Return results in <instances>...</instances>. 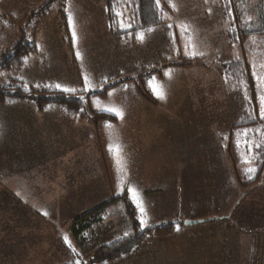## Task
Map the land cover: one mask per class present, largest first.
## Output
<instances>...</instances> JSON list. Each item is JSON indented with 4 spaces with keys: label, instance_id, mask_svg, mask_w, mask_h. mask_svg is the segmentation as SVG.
Masks as SVG:
<instances>
[{
    "label": "rangeland",
    "instance_id": "rangeland-1",
    "mask_svg": "<svg viewBox=\"0 0 264 264\" xmlns=\"http://www.w3.org/2000/svg\"><path fill=\"white\" fill-rule=\"evenodd\" d=\"M68 1L75 2L76 7L70 5L63 15L61 4L56 1L49 14H38L37 20L25 14L29 0L0 1L1 10L6 11L0 12V66L11 64L7 56L18 58L12 63V69L0 71V84L4 85L3 80L9 78L24 83L25 91L32 86L57 89V84L61 85L58 90L73 89L71 92L83 104L76 118L84 119L79 126L73 123L76 118L68 116L60 107L39 110L33 104L0 95V264H88L100 244L131 231L120 198L125 192L140 222L141 213L129 188L134 189L144 207L146 225L143 228L153 225L147 223L150 217H178L179 224L184 217L205 220L224 213L250 219L264 217V191H256L258 186L253 184H241L245 181L244 171L252 164L240 165L247 160L243 153L246 157L247 154L234 144L238 134L234 126L240 114L237 89L227 94L232 110H221L219 105L213 114L209 111V116H204L207 123L200 120L203 118L200 111L201 123L198 126L194 118L197 127H191V135L185 133L187 128L174 126L173 122L166 127L167 131L163 130L162 136L156 137L159 128L145 130L140 143L166 140L165 153L150 143L151 152H139L140 155L132 158L126 149L122 158L116 160L118 148L112 154V146H107L97 131L101 126L98 114L102 113L115 117V120H106L105 125H113L117 120L119 129L128 130L125 118L115 116L107 108L130 109L126 118L138 112L146 116L139 117L142 121L156 118L171 121L176 118L170 111V102L176 93L186 86L206 87L202 72L220 70L228 51L216 0H172L175 10L169 6V0H160L164 22L173 28L168 36L164 33L165 23L152 27V32H144L143 42L138 39L130 42L129 17L123 12L124 7L114 12L115 15L122 13L113 20L114 32L122 35L127 31L123 37L114 38L112 31L105 28V14L98 8L102 5L98 2L103 0ZM79 4L83 9L73 14ZM69 17L72 18L69 28L73 21L78 22L86 38L82 39V46H75H79L76 48L81 52L79 58L73 48L69 51L71 45L66 42L67 37L73 38L72 30L65 37L64 27ZM35 21L37 24L32 26L31 22ZM190 44L196 45V50L190 53L202 55L189 57L186 50ZM185 60L189 63L184 64ZM165 65L192 66L194 70L164 71ZM152 70L148 77H142ZM165 73H170V78ZM85 76L91 85L88 91H84ZM153 77L154 84L163 86L165 99L153 94L149 85ZM140 101L158 110L163 118L150 114ZM163 127L165 124L160 126ZM148 153L152 154L148 157ZM110 159L114 161L112 172ZM228 164H231L230 188L225 185L213 190L215 179H221L222 169ZM139 166L147 171L142 172ZM262 172L258 182L264 181ZM176 182L178 188L174 186ZM193 182L208 189H196ZM236 196L240 199L239 205ZM252 197L253 202L248 204ZM97 206L104 208L102 220L75 239L70 231L71 222ZM189 227L187 232L177 234L175 226L163 235L170 236L167 240L148 235L128 253L101 264H214L210 254L214 259L216 254L210 251L206 255L204 249L191 245L193 233ZM191 248L199 256L205 254L204 259L194 256ZM231 256L228 255L226 264H231Z\"/></svg>",
    "mask_w": 264,
    "mask_h": 264
},
{
    "label": "crops",
    "instance_id": "crops-1",
    "mask_svg": "<svg viewBox=\"0 0 264 264\" xmlns=\"http://www.w3.org/2000/svg\"><path fill=\"white\" fill-rule=\"evenodd\" d=\"M56 1L57 2L59 1L58 5L61 4L60 6L62 7L63 15L69 11L70 5H73L76 7L75 2H73V4H70L68 0H65V1L64 0H29V9L27 10V12H25V14L26 15L30 14L32 19L35 18L37 20L39 19L40 15L38 14L35 15L33 13L36 12L38 9H40V7L44 6L47 9V12L44 13V15L46 14L48 15L50 10L53 9L54 6H56L54 4L56 3ZM105 2L106 0H103V2L102 1L98 2L99 3L98 5L102 3V5L98 6V8H101L104 14H105ZM26 4L27 3L25 2L24 5L23 4L22 5L25 6ZM79 8L83 9V5L79 4L77 10H75L73 14L77 13V11L79 12L81 10ZM0 12L4 13L6 11L1 10L0 8ZM35 24H37V21L31 22L32 26H35ZM104 24H105L106 30L108 31L106 22H104ZM69 27H71V25H69L68 22H65V27H64L65 33H66L65 37H67V31L72 30V32H75L76 34V39L75 41H73V38L70 39L69 37H67L66 42L71 45V47L68 49L71 52L73 48L75 55H77L76 53L80 54L81 53L80 50L76 48H78L79 46H82V44L84 43L82 39H86L81 33V30H79L81 27V24L73 21L72 28L70 29ZM178 33L179 32L177 31L176 34ZM185 33H186L185 35L188 34V32H185ZM30 35H32V33ZM190 36H191V33H190ZM20 37L26 38L24 35ZM34 39H37V38L34 37ZM64 43L63 45H65ZM182 44H187V43L183 42ZM76 45H79V46L75 48ZM195 47L196 45L192 46V44H190L189 49L187 48L186 51L189 53V57H192L191 56L192 53L190 52L193 51V49L196 50ZM244 48H245V53L243 51V48L241 46L239 47V57L241 61L246 59L249 65L246 66L244 73L242 71V67L240 66L239 87L237 88V96H238V104H239L238 109L240 110V114H238L237 117H238V120H240L242 115L246 116L247 115L246 111L249 110L253 112V114L250 115V119H253L256 122L257 119H261L258 97L260 95H264V91H262L261 88L258 86V82L253 77L252 73L255 70L259 75L264 76V36H262L261 39L255 42L254 48L251 49L248 47V45H245ZM251 50H254V51L252 52ZM229 59H230V55L226 54V56L224 57L223 63L225 61H228ZM170 67H173V69H171ZM193 68L194 67L192 66L165 65L163 69L164 71L174 70L178 72H188L191 69L194 70ZM202 73L206 79L205 80V83H207L205 84L206 87H203V88L194 87V89H190V86L189 87L186 86V88L185 87L182 88L180 92L176 93L173 96V100H171L170 102V111L174 113L176 118L171 121H168V120L165 121L164 119H161L160 121H158L157 120L158 118L150 119V120L144 119L142 121L140 120L139 117L140 116L146 117V116L143 114H139L138 112H136L135 113L136 115L134 114L133 117L126 118V112L131 113V110L130 109L128 110L126 107H123L121 111L123 112L122 118H125V123L128 125L127 131L119 129L120 126L116 124L117 120L115 121V124L111 125V127H106L104 123L106 122V120H101L100 122L101 126L98 127L97 131L100 132L99 133L100 136H102V138L105 139V143L107 144V146H112L113 150H110L112 154L113 152L115 153L114 150L118 148L119 155L116 157V160L122 158V155H124L125 153L124 150L126 149L129 150L128 154L132 158L140 155L139 152H144V151L151 152L152 146L150 145V143L155 145V147H157L158 150L163 151L165 153L166 140H157V141H150V142L149 140H145L147 141L146 143L144 144L140 143L139 139L142 137L145 130H152L155 128H159L158 134L156 137H158L159 135L162 136L161 134L163 133V130H166V127L171 126L173 122L174 126L181 125L182 128L183 127L187 128V132L185 133L188 134L191 131L192 126L197 127V124L198 126L200 125L201 123L199 121L200 115H201L200 111H203L202 112L203 118H201L200 120H203L207 123L208 119L207 118L204 119V116L206 117L209 116V111H210V114L211 113L213 114V111L219 105H221V110H226V111L232 110L231 102L227 96V94H230V90L233 89L231 80H228L227 82L226 81L224 82L223 80L221 81L220 80V77H221L220 70H206V72L203 71ZM140 104H144L142 106H145V108L148 110L150 114L156 113V116L163 118L161 113L158 110L152 109L145 102L142 103V101H140ZM192 112L194 113L193 118L191 117ZM65 117H68V116L65 114ZM194 118H196L197 124ZM82 120L84 119L76 118V119H73V123L76 125H79L80 122H82ZM213 120H212V123H213ZM84 122L86 123V121ZM85 123L84 125H86ZM163 124H165V127L161 129L160 126ZM252 126H256V124ZM169 134L173 135V133H169ZM166 137L167 136L165 135V137L163 138L165 139ZM180 141H184V139H181ZM234 144H237L235 140H234ZM239 146L242 147V150L244 152L246 148L245 144H241L239 142ZM121 152L122 154L120 155ZM150 154L152 153H148L147 156L149 157ZM243 155L246 159L247 157L245 156V153H243ZM246 164L247 163H245V160L243 162L241 161L240 163V165H243V166H246ZM116 166H117V163H116ZM230 166L231 164L230 165L228 164L226 165V168L222 169L223 172H222L221 179L216 178L215 188L213 189V186L210 185V189L219 190L222 187L224 188L225 185L227 186V188H230L228 187L231 184ZM113 167H114V161L110 159L111 172L113 171ZM140 170L142 172L147 171V170L146 171L143 170L142 168H140ZM112 175H113L112 177H114L113 173ZM257 182L253 184V187L258 186L256 191L258 189L261 191H264V181L261 180L260 182L258 183ZM220 184L222 185L221 187H219ZM176 185H177V182L176 184L174 183L175 187ZM193 187L196 189L201 188L202 190L208 189V186L206 187L205 185H202V187H200L199 185H197V183L194 184V182H193ZM176 188H178V185ZM163 189H164V186H163ZM191 195L193 197V193ZM236 199H239V198L236 196ZM223 200H224V197L222 198V201ZM252 202H253V197L248 204H251ZM240 203H241L240 199L238 201V204L235 202V204L237 205H239ZM227 207H229L228 203H227ZM195 218H199V217H193L192 219H195ZM184 219H189V218L184 217ZM205 219L207 220L199 222L201 224L197 223L193 225H185L183 224V222H181L182 224L181 223L179 224L178 217H150L147 223L148 225L152 223L154 225L155 223H159V222L174 221L176 222L175 233L177 234L187 232L188 230L186 229V227L191 226L189 227L191 228L189 229V232L191 231L193 233V238L191 237L192 235H190V237L192 238L191 245L193 247L204 249L206 251V255L209 254L210 251L213 252V255L216 254L215 259L213 258L214 256L212 257V255L210 254L211 263L213 262L214 264H226L229 254L232 255L231 264H235L236 261H239L238 264H259L260 263L262 247L264 243L263 242L264 240V217H258V218L253 217L252 219H250L249 217H231L230 213L228 214L224 213L221 216L220 215L210 216L209 218H205ZM177 228L179 230H177ZM148 237H151V235H149ZM161 237H162V240H167L168 237L170 236L168 237L161 236ZM146 238L144 240H146ZM204 238H206V240H204ZM192 254L194 256H199L198 255L199 253L197 254V250H196V253L193 252L192 250ZM204 255L205 254H201L199 257L204 259Z\"/></svg>",
    "mask_w": 264,
    "mask_h": 264
},
{
    "label": "trees",
    "instance_id": "trees-1",
    "mask_svg": "<svg viewBox=\"0 0 264 264\" xmlns=\"http://www.w3.org/2000/svg\"><path fill=\"white\" fill-rule=\"evenodd\" d=\"M219 5L220 12L222 14L221 33L224 38V45H226L230 52V59L220 64V75L222 80L227 82L231 80L232 88L237 89L239 87V72L240 66L243 73L246 66L249 65L248 61L240 60L239 47L243 48L245 53V45L249 48H254L256 41L264 36V0H216ZM124 7L123 12H126L129 17V24L131 27L128 29V37L132 38L131 41H135L136 34L140 32H147L149 28L162 25L165 23V16L161 8L156 7V0H106L105 2V16L107 29L112 31L114 38L123 37L127 30H124L122 35H116L114 32L115 26V10ZM47 9L42 6L33 14H44ZM118 13V12H117ZM114 20V21H113ZM173 27H169L165 23L164 33L169 36L170 30ZM173 31V30H172ZM129 43V41H127ZM173 50L176 45L172 43ZM231 49L233 51L231 52ZM252 52L254 50H251ZM8 63L0 66V71L3 69H12L14 62L18 58H7ZM189 60V59H188ZM188 60L184 61L189 63ZM151 72L142 75V77H148ZM4 79V78H3ZM2 79V80H3ZM8 80V81H7ZM3 80L4 85L0 84V95L13 100H21L27 104H33L37 109L41 110L44 107H60L65 109L68 116L74 118L79 117L82 102L75 98V93L65 92L63 90L51 89L45 86L30 87V90H24V83L17 80L7 79ZM2 81V82H3ZM0 96V97H1ZM144 97L149 99L145 94ZM246 116H243L238 120V123L234 126L237 127L236 142L245 144V152L247 154V161L251 162L250 168H255V174L247 172V168L244 172L245 181L241 184H254L258 181L260 175L264 170V120L257 119L256 122L250 119L252 111L247 110ZM100 120H115L113 115L98 114ZM256 126H252L255 125ZM245 130H249L247 135H242ZM230 137V136H229ZM247 141V143H246ZM259 144L260 147H256ZM251 146V152L249 147ZM250 152V154H248ZM249 159V160H248ZM252 178L249 179L248 176ZM123 207L128 214V220L130 222L131 231L118 238L110 240L106 243L100 244L91 256L88 264H101L103 262L114 260L132 250L137 244L142 242L148 235H155L161 237L168 234L176 226V222H161L150 226L151 228H141L140 222L136 217V208L129 201L127 193L125 192L121 197ZM103 206H97L96 208L77 216L73 219L70 225V231L75 239H79L85 231L90 229L94 224L102 220Z\"/></svg>",
    "mask_w": 264,
    "mask_h": 264
},
{
    "label": "snow or ice",
    "instance_id": "snow-or-ice-1",
    "mask_svg": "<svg viewBox=\"0 0 264 264\" xmlns=\"http://www.w3.org/2000/svg\"><path fill=\"white\" fill-rule=\"evenodd\" d=\"M159 6H160V0H156V7L159 8ZM169 6L172 7L175 10V5L172 2V0H169ZM116 15H117V17H120V16H122V13H116ZM69 23L71 25V17H69ZM120 23H121V27H124L123 21H121ZM127 27H131V25H128ZM169 27H171V25H169ZM152 31H153V29H151V28L148 29V32H152ZM136 38L139 41L143 42V40L145 38V34L143 32L137 33L136 34ZM75 39H76V34H75V32H73V41H75ZM197 54L202 55V53H196V52L192 53L193 56H195ZM77 56L79 58V53H77ZM165 75L169 76V78H170V73H165ZM252 75L257 80L258 86L261 88L262 91H264V76L259 75L255 70L253 71ZM84 79H85L84 91H88L89 88L91 87L90 81H89V78L87 76H85ZM155 80H156V78L153 77L152 80L149 81V85L152 88L153 94L158 99H165V95L166 94H165V91L163 89V86L162 85H158V84H154L153 81H155ZM55 87L57 89H61V85H59V84L55 85ZM125 87H127V86H125ZM62 90L65 91V92L74 91L73 89H68V88H63ZM109 95H112V93H109ZM246 99H247V97H246ZM258 100H259V106H260V118L262 120H264V95H260L258 97ZM105 110L110 112V113H114L115 116H117V117L122 118V116H123V112L120 109H118V108H107ZM106 127H111V125L106 124ZM248 131L249 130H245L241 134L246 136ZM246 143H247V141H246ZM237 147H239V142H237ZM256 147H260V145L257 144ZM249 151H251V147H249ZM245 163H249V161L246 160ZM255 171H256L255 168H248L247 169V172L252 173V174H255ZM248 178L251 179L252 176L249 175ZM128 191L130 193H132V198L136 202L137 208L139 209V211L141 213L140 227L143 228L146 225V220L144 218V216H145L144 207H143L142 203L139 201V199L137 198L134 189L129 188ZM177 230H179V229L177 228ZM67 239H68L67 236H65V241L66 242H67Z\"/></svg>",
    "mask_w": 264,
    "mask_h": 264
},
{
    "label": "water",
    "instance_id": "water-1",
    "mask_svg": "<svg viewBox=\"0 0 264 264\" xmlns=\"http://www.w3.org/2000/svg\"><path fill=\"white\" fill-rule=\"evenodd\" d=\"M205 220H207V219H205ZM202 221H204V220H200V219H198V220L185 219L183 221V224H185V225H193V224H197V223L202 222ZM149 228H151V227H149Z\"/></svg>",
    "mask_w": 264,
    "mask_h": 264
},
{
    "label": "built area",
    "instance_id": "built-area-1",
    "mask_svg": "<svg viewBox=\"0 0 264 264\" xmlns=\"http://www.w3.org/2000/svg\"><path fill=\"white\" fill-rule=\"evenodd\" d=\"M259 264H264V246L262 248V253H261V258H260V263Z\"/></svg>",
    "mask_w": 264,
    "mask_h": 264
}]
</instances>
